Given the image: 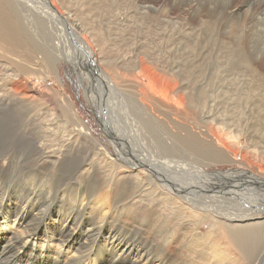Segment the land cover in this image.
<instances>
[{"label": "bare ground", "instance_id": "bare-ground-1", "mask_svg": "<svg viewBox=\"0 0 264 264\" xmlns=\"http://www.w3.org/2000/svg\"><path fill=\"white\" fill-rule=\"evenodd\" d=\"M248 1L253 16L251 27L264 39V0ZM213 2L0 0V63L11 70L5 69L3 76L10 77V87L21 85L16 96L25 100L16 105L14 122L8 125L5 121L4 128H0L1 158L7 157V140L20 123L29 118L38 120L37 108L55 97L61 111L74 118L65 120L66 124L59 128L67 140L60 146L59 154L75 156V161L70 162L75 172L94 170L92 174H95L107 170L114 176L109 177L114 178L110 184L106 177L100 181H94L96 177H75L74 184L70 177H59L64 175L62 166L50 165L56 176L51 177V173L44 172L47 163L40 161L26 174L22 173L16 168L21 159L18 152L22 150L18 146L26 141H37L35 135L28 137L30 134L24 128H18L15 136L20 143L13 145V156L9 155L7 165L0 166V264H186L185 252L190 246L192 254L188 261L193 264H203L205 259L204 263L208 264L224 261L235 264L253 251L259 252L258 264L263 262L264 220L258 215L264 213V178L246 171L226 172V175L211 173L202 166L207 164L205 161H220L226 157L237 160L242 137L246 142L242 150L244 156L237 161L250 167L249 161L264 159V144L253 139L261 134L253 125L262 128L264 124V58L260 66L254 61L208 64L205 60L209 56L203 51L196 61V54L188 56L185 48L175 46L180 44L182 33L189 34L179 20L184 23L191 17L199 19L202 9ZM208 14L215 15L214 9ZM85 17L94 20L98 29L81 23ZM173 19L177 22L172 29L178 31L174 33L167 31ZM142 21L146 23V33L160 32L159 40H149L152 46L141 51L131 44L123 48L127 40L125 29ZM156 25H159L157 31ZM156 41L159 46L153 45ZM194 41L196 46L200 44ZM47 44L53 50L57 48L58 58L56 53L53 56L43 53ZM68 47L80 50L84 59L92 60L87 69L98 75V81L89 82L88 89L101 123L107 124V119L97 106L98 100H108L112 113L118 114L117 126L106 125L104 131L117 151L116 157L108 156L97 146L96 157H92L83 141L88 134L69 109L68 101L33 91L22 79L40 70L51 71L61 59L69 61ZM39 53L42 60L37 58ZM40 67L42 69L37 71ZM215 72L220 75L216 76ZM230 76L232 79H227ZM226 79L236 90V97L225 96L227 91L222 83ZM238 82L251 84L239 88ZM98 85L101 89L96 95ZM4 90L0 87V91ZM46 117L55 124L53 113ZM55 127L58 129L57 125ZM39 148L41 152V143ZM100 158L114 161L115 171L111 170L110 161L103 166H99L100 162L96 164ZM184 159H193L194 163H185ZM121 161L138 168L130 172L132 176H150L153 188L155 186L162 194L158 201L171 198L174 200L171 205L172 202L180 206L183 203L186 210L193 212L192 216L204 221L210 230L220 232L228 241L220 248H224V254L228 250L235 256L221 257L222 253L219 255L218 251L208 248V242L201 240V233L185 239L191 234L183 226L169 229L134 224V211L121 210V188L125 182L121 178ZM48 189H56L58 193H46L44 190ZM133 192L136 193L135 189ZM121 213L125 216H121L120 222ZM196 229L194 227V231ZM152 234L154 236L150 237Z\"/></svg>", "mask_w": 264, "mask_h": 264}, {"label": "rangeland", "instance_id": "rangeland-1", "mask_svg": "<svg viewBox=\"0 0 264 264\" xmlns=\"http://www.w3.org/2000/svg\"><path fill=\"white\" fill-rule=\"evenodd\" d=\"M213 9L215 11V15H209L208 13H210ZM180 21L182 20H179L178 23H180V25L183 26L186 32L189 33L188 35H191V36H188L185 33L180 32L182 33L180 44H177L175 46L179 47L180 49L185 48V51L186 53H188V56H190V54H193V53L196 54V61L198 60L197 58L198 55L201 53V51H203L205 53V56H209V58L205 60V62L208 64L228 65V64H232L233 62H237L241 64H250L252 61H254L258 66L262 64V60L264 58V55H263L264 39L262 38L261 34H259L257 31H255L251 27L253 23V16H252V13L250 12V5H249L248 0H214L212 4L202 9L201 17H199V19L197 17H194V18L191 17V18L186 19L184 23L183 21L182 22ZM174 22H177V21L173 19L171 28H168L167 31L172 30L173 33L178 32L172 29L174 26ZM81 23H83L88 28H95L97 24L94 20L89 21L87 17L82 18ZM128 23L131 24L130 22ZM145 26H146V23L142 21L138 24H132L131 27L125 29L127 40L123 48H126L128 45L131 44V46L137 47L138 51H141L149 47L150 45L149 40L154 38L158 41L160 32L146 33L145 28H144ZM96 29H98V27H96L95 30ZM118 29L121 31V27ZM155 30L156 31L159 30V25L155 26ZM35 39L38 41L36 37ZM194 40H197L198 42H200V44L196 46V42ZM157 41L153 45L159 46V42ZM134 42H136L138 45H141V46L138 47L136 44H134ZM145 42H149V44H144ZM186 42H188L189 44H187ZM183 43H185V47H183L184 46ZM172 45L174 46V44ZM71 49L72 47H68V55L69 57H71L69 61L61 59L59 62H56L53 65L54 67L52 68L51 71L40 70V72H37L36 74H29L27 76H23L22 79H25L29 83L31 88H33V91L36 90V91H42L43 93H46L48 95H57L68 101L69 109L71 110L73 115L78 119L77 121L81 122L83 126L85 127L86 133L88 134V138L83 141L85 142V145L88 148L90 155L92 157H96L94 156V153L96 152L95 146H97L101 151L106 152L108 156L116 157L118 155L117 151H115V148L110 143L108 137L106 136L107 134L104 131H105L106 125L110 126L111 128H114L117 126V124L119 123L118 114L112 113L108 100L106 99L98 100L97 106L100 108V111L104 114L105 119H107V124H105L103 121H102L103 123H101V119L98 115V111L96 110L95 105L90 98V93L88 89L89 82L98 81L97 79L98 75L97 74L95 75V73H92V70L87 69L88 68L87 66L89 65V63L92 64V60H90L88 57H85V55L83 54L86 59L85 60L82 57L80 50L75 49V48H73L72 50ZM43 51H44L43 53L48 56H53L55 53H56L57 58L60 56L57 48L56 50H53L48 44L43 49ZM41 55L42 53H39L37 55V58L42 60L43 58L41 57ZM87 59H89V62ZM92 59H93V64L95 65L96 63L95 57L92 56ZM0 64H1L0 65V84H1L0 87L5 89L4 90L5 93L4 91H0V104H1L0 105V116L2 117L0 121V128L2 129L4 128L6 124L5 121H7L8 125L14 122L13 120L15 119V113H14L15 107L16 105L17 106L19 105V102H25V100L22 101L20 99L21 96L19 97L16 96L18 92L17 89L20 88L21 85L19 84L13 87L11 84L12 87H10L9 85L10 77L3 76L5 69L6 71L9 70L11 72L10 68L5 64H2V63ZM36 69L38 71L39 69H42V67L36 68ZM215 74L216 76H218L220 75V72H215ZM231 77L232 76L228 77L227 79H232ZM227 79L223 80V83H222V85L224 86V89L227 91L225 96L236 97L235 96L236 90L233 89L231 83ZM249 84L251 83L248 82V84H245V83L238 82L237 86L239 88H246L247 86H249ZM100 89L101 88L98 85L95 91L96 95H98L97 91H99ZM9 91L11 93H9ZM13 94H15V96H13ZM5 95H9V96L4 97ZM54 98L50 99L48 103L41 105L37 108L40 113V115H38L37 117L38 120H34L33 118L26 119L28 121L21 122L19 127H17L14 130V133L7 140L9 153L5 159L1 158L0 156V166H3V165L6 166L8 161H10L9 155L13 156L12 154V151L14 149L13 145L20 143V140L16 138L15 133L18 128H22V129L24 128L25 131L28 134H30L28 137H32L31 135L36 136L35 141L37 142H34V141L27 142L26 141L25 144L21 143L18 146L22 150L18 152V154L21 156V159L16 163V168L22 173L26 174L34 166V163H36L37 161H40V163H45V164L47 163L44 172L51 173L52 175V176L50 175L51 177H56V176L53 175L54 167H51L50 165H53L55 167L62 166L63 171L65 170L63 173L64 175L59 176V177H65V176L70 177L71 180L74 182V184H76L77 182V179L75 177H82V178L96 177V180L94 181L104 180V177H106L105 180L109 182V183L107 182V184H110L111 180L114 179V178H109L111 176L114 177L113 172L110 173V171H107V170L96 171L95 174H92L95 172L94 170H92V172L90 173L80 172V171L75 172L73 168L71 167V163L75 161V156L74 158L69 157V156L63 157L62 156L63 154H59V151L61 148L60 146H62L64 143L67 142L64 136L65 133L62 132V130H60L59 128H61L63 125L66 124L65 120H71L74 118L70 114H64L59 107L60 104L56 105L57 101ZM13 100H16V101H13ZM49 113H53L55 115L53 120L55 121V124L57 125L58 129L55 127L56 125L53 124L51 120L47 119L46 115ZM235 114L239 115L236 112ZM3 123L4 125H1ZM262 125H263L262 128H260L259 126L253 125V128L256 130H260V133H261V134L259 133L260 135H257V137H254L253 139L261 144H264V124ZM40 134L41 135L43 134L44 136L43 135L41 136ZM241 139L242 140H240L238 155L236 156L237 160L241 159V156H244L242 150L244 146L246 145V142H245L244 137H242ZM40 143H41V146L43 147V150L41 152H39ZM52 147H54L53 150H52ZM248 149L249 147L247 148V150ZM50 151H52V154ZM42 154H44L45 156ZM12 156H11V160H13ZM43 157H46V158H43ZM40 158H42L43 160ZM227 158L228 157L222 158L223 160L220 159V161L218 160L205 161L207 162V164L205 163L207 167L205 165H203L202 167L204 170H207L211 173L220 172L221 174L226 175L225 174L226 172H228L229 174H232L235 171L236 172L246 171L248 173L255 175L256 177L264 178V159L258 162L249 161L250 167H247L240 161H237V160L232 161V159H229V158L227 159ZM109 161H110L109 159L104 161L100 158L96 160V164L100 162L99 166L100 165L103 166L111 162L112 164L110 163V165L112 166H110V168L111 170L115 171L116 167H115L114 161H110V162ZM184 161L185 163H188V164L194 163L193 159H187V160L184 159ZM19 163L20 165H18ZM124 164L125 162L122 163L121 161V168H120L121 178H124L122 180L125 181L124 188H121V196H122L121 210L124 209L125 212L134 211L135 213V218L133 221L134 224L143 225L144 223V224L153 225L154 227L157 226L160 228L162 227V228H169V229L172 227L178 228L179 226H183V227L188 228V231H189L188 234H191V235H186L185 239H190L191 237H194L193 236L194 234L196 236L199 233H201V236L199 235L200 237H202L201 240L203 241L205 240V242H208L209 243L207 244L208 248L210 247V249H214L218 251L219 255L222 253L221 257L230 258V257L235 256L234 253H232V251H228V250H226L227 252L224 254L225 252L224 248H220L222 245H223L222 247H225V244L228 243V241L222 238V236L220 235V232L218 231L214 232V230H210V228L207 227L208 225L205 224L204 221H202L198 217L192 216L191 214L193 212L186 210L185 208L187 206L184 205L183 203H181V206H180L177 202L175 204H173L174 202H172V205H171L170 202L174 201L171 198L165 199L167 201L165 200L158 201L157 198L159 196H160L159 198H161L162 194L159 192L160 191L159 189H156L155 186H154L155 188L154 190L153 184L149 180L150 176L148 177L149 179L144 176L139 177V176L133 175L134 176L133 177L130 172L138 170V168L132 167V166L130 167L129 165H126V164L124 165ZM122 170H124V173ZM128 172L130 173V175ZM122 175H124V177ZM9 177H12V176L9 175ZM141 181L143 182L140 183ZM146 188L148 192L146 191ZM134 189L136 193L133 192ZM44 191L46 193H49V192H55L56 189L54 190L48 189ZM126 191L128 193H126ZM136 195H138L139 197H137ZM147 196L149 198H147ZM130 199H133V201ZM173 199L175 198L173 197ZM183 201L184 200L182 199V202ZM134 206L137 209L136 208L134 209L133 208ZM129 207H131L132 210H129L131 209ZM164 210H166L167 212ZM145 211L146 213H144ZM121 216L124 217L125 215L122 213L121 215H119L120 222H121V219H123ZM258 217H261L260 220H264V213L262 212L261 214L258 215ZM155 218H156V221H155ZM169 219H172V220H169ZM171 223L174 225H172ZM175 223H178V224L175 225ZM194 227L195 229L197 227L196 229L197 232L196 230L194 231ZM190 229L191 230L193 229V231H190ZM208 230L211 231V235ZM203 233L205 236L203 235ZM149 236L153 237L154 234L149 235ZM210 237H213V238H210ZM189 249L190 250L185 252L187 255L186 264H193L192 262L188 261L190 260L189 256L192 254L191 246ZM206 255L209 256L208 254H205V257ZM261 255L264 257V253H262ZM258 256H259V252L253 251L247 257L238 259L237 262H235V264H258V260H257ZM204 261L207 262V259H205ZM204 261H203V264H208L206 262L204 263ZM222 264H228V263L224 261ZM261 264H264V260Z\"/></svg>", "mask_w": 264, "mask_h": 264}]
</instances>
